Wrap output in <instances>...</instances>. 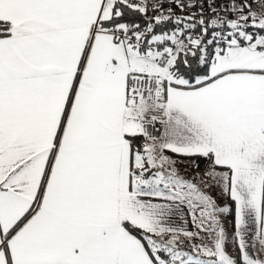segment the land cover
Segmentation results:
<instances>
[{
	"label": "snow or ice",
	"instance_id": "6c2138e0",
	"mask_svg": "<svg viewBox=\"0 0 264 264\" xmlns=\"http://www.w3.org/2000/svg\"><path fill=\"white\" fill-rule=\"evenodd\" d=\"M0 264H264V0H0Z\"/></svg>",
	"mask_w": 264,
	"mask_h": 264
},
{
	"label": "rangeland",
	"instance_id": "374dc122",
	"mask_svg": "<svg viewBox=\"0 0 264 264\" xmlns=\"http://www.w3.org/2000/svg\"><path fill=\"white\" fill-rule=\"evenodd\" d=\"M185 167H186L185 165H181V170H184ZM189 174H192V173H189ZM224 225H225L226 229L228 230L229 234H231L232 229L230 226V220H225Z\"/></svg>",
	"mask_w": 264,
	"mask_h": 264
},
{
	"label": "crops",
	"instance_id": "0c3cea01",
	"mask_svg": "<svg viewBox=\"0 0 264 264\" xmlns=\"http://www.w3.org/2000/svg\"><path fill=\"white\" fill-rule=\"evenodd\" d=\"M230 226H231V224H230ZM232 229V228H231Z\"/></svg>",
	"mask_w": 264,
	"mask_h": 264
}]
</instances>
